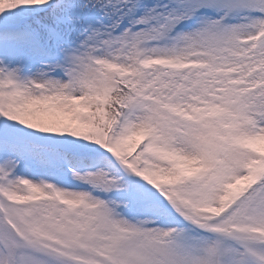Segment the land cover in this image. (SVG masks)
<instances>
[{
	"label": "snow or ice",
	"instance_id": "6c2138e0",
	"mask_svg": "<svg viewBox=\"0 0 264 264\" xmlns=\"http://www.w3.org/2000/svg\"><path fill=\"white\" fill-rule=\"evenodd\" d=\"M0 264H264V0H0Z\"/></svg>",
	"mask_w": 264,
	"mask_h": 264
},
{
	"label": "trees",
	"instance_id": "16d2710c",
	"mask_svg": "<svg viewBox=\"0 0 264 264\" xmlns=\"http://www.w3.org/2000/svg\"><path fill=\"white\" fill-rule=\"evenodd\" d=\"M137 151H139V148H137ZM133 155H135V152L133 153Z\"/></svg>",
	"mask_w": 264,
	"mask_h": 264
}]
</instances>
